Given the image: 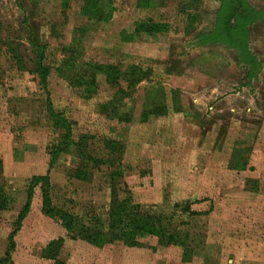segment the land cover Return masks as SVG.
I'll use <instances>...</instances> for the list:
<instances>
[{
    "label": "rangeland",
    "instance_id": "374dc122",
    "mask_svg": "<svg viewBox=\"0 0 264 264\" xmlns=\"http://www.w3.org/2000/svg\"><path fill=\"white\" fill-rule=\"evenodd\" d=\"M0 264H264V0H0Z\"/></svg>",
    "mask_w": 264,
    "mask_h": 264
},
{
    "label": "trees",
    "instance_id": "16d2710c",
    "mask_svg": "<svg viewBox=\"0 0 264 264\" xmlns=\"http://www.w3.org/2000/svg\"><path fill=\"white\" fill-rule=\"evenodd\" d=\"M225 9L221 10L219 13V17L216 23V29H217V34H216V38L219 40H224V38L226 39H231V41L234 42H241L246 41L247 37L249 36V30H247V26L250 25L251 23L255 22V20H257L258 18L254 15H244L243 13H239L238 17H237V24L239 23V25L237 27H233L231 25V19L234 18L235 16V12H233L230 16H225ZM238 11V10H237ZM256 13V12H255ZM236 14V15H237ZM239 35V36H238ZM43 58V56L41 57ZM44 67L42 66L39 69V74L42 77L43 81H46L47 78V74L43 69ZM64 122V121H63ZM63 127H68L67 123L65 122V124H62ZM68 133V137L70 136L71 130H67ZM61 148H58L56 152H54L52 154L53 156V161H55L58 156ZM48 180L47 177H37L35 178V180ZM32 188H30L29 191V196H28V202L25 205L24 210L21 212L20 216H19V225L21 224V222L24 220V218L26 217L27 213L30 210V201L32 199ZM47 194V193H46ZM48 205V202H47ZM129 208V201H123V202H118L111 210L110 212V217H111V223H110V229L115 230V229H126L128 231L131 232H135V231H143L146 230L145 228L147 227L146 225H144V223H142V221L140 222V218L136 217V216H130L129 212H127ZM126 210V211H125ZM45 213H47L50 216H57L56 214H54V210H47ZM61 218L62 221L64 223V226L68 229V230H72V226L75 223V218L73 216H70L69 214H61ZM144 219V218H143ZM82 221L79 220V223H81ZM92 230L90 228H82V234L84 233V239L88 240L92 243H98L93 236H91L90 232ZM81 234V235H82Z\"/></svg>",
    "mask_w": 264,
    "mask_h": 264
}]
</instances>
